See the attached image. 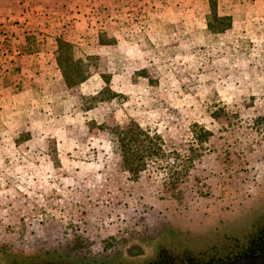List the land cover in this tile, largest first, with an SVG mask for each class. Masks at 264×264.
Returning <instances> with one entry per match:
<instances>
[{
  "label": "rangeland",
  "instance_id": "obj_1",
  "mask_svg": "<svg viewBox=\"0 0 264 264\" xmlns=\"http://www.w3.org/2000/svg\"><path fill=\"white\" fill-rule=\"evenodd\" d=\"M107 1L105 48L62 38L95 57L76 88L42 50L54 36L18 58L0 42V264L245 257L264 243V0H217L220 34L208 0ZM132 123L179 154L169 169H123L109 128Z\"/></svg>",
  "mask_w": 264,
  "mask_h": 264
},
{
  "label": "crops",
  "instance_id": "obj_2",
  "mask_svg": "<svg viewBox=\"0 0 264 264\" xmlns=\"http://www.w3.org/2000/svg\"><path fill=\"white\" fill-rule=\"evenodd\" d=\"M107 2V0H0V42L7 40V47L17 58L26 48L25 40L29 35L54 36L53 39L47 37L48 41H52L41 45L45 51H55L58 39L71 38L75 35L83 37L87 42H91L90 38L94 37L96 43L92 41V44L97 45L98 49H103L105 46L100 43V32L103 27L101 18ZM146 2L152 1L144 0V3Z\"/></svg>",
  "mask_w": 264,
  "mask_h": 264
},
{
  "label": "trees",
  "instance_id": "obj_3",
  "mask_svg": "<svg viewBox=\"0 0 264 264\" xmlns=\"http://www.w3.org/2000/svg\"><path fill=\"white\" fill-rule=\"evenodd\" d=\"M208 1L211 7L210 14L206 15L208 29L215 34L225 33L232 28V17L220 16L217 11V0ZM100 43L104 42L100 39ZM78 51L79 48L72 43L63 39L57 40V49L53 52V57L62 76V85L66 89L76 88L91 77L90 67L93 66L95 57H77ZM109 129L114 136L121 165L133 180H139L143 173L153 169L167 170L169 162L173 160L176 162L175 158L179 157L177 152L166 149L165 141L160 134L144 129L137 123ZM211 136L209 131H203V139L207 140ZM59 264L67 263L62 259Z\"/></svg>",
  "mask_w": 264,
  "mask_h": 264
},
{
  "label": "flooded vegetation",
  "instance_id": "obj_4",
  "mask_svg": "<svg viewBox=\"0 0 264 264\" xmlns=\"http://www.w3.org/2000/svg\"><path fill=\"white\" fill-rule=\"evenodd\" d=\"M264 264V243L252 248L248 255L233 261L231 264Z\"/></svg>",
  "mask_w": 264,
  "mask_h": 264
},
{
  "label": "water",
  "instance_id": "obj_5",
  "mask_svg": "<svg viewBox=\"0 0 264 264\" xmlns=\"http://www.w3.org/2000/svg\"><path fill=\"white\" fill-rule=\"evenodd\" d=\"M236 264V263H235Z\"/></svg>",
  "mask_w": 264,
  "mask_h": 264
}]
</instances>
